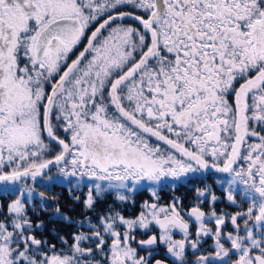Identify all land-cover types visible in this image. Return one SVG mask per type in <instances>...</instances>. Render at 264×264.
I'll list each match as a JSON object with an SVG mask.
<instances>
[{
  "label": "snow or ice",
  "instance_id": "6c2138e0",
  "mask_svg": "<svg viewBox=\"0 0 264 264\" xmlns=\"http://www.w3.org/2000/svg\"><path fill=\"white\" fill-rule=\"evenodd\" d=\"M256 126L264 130V0H0V197H15L0 202V264H165L158 245L173 264H189L186 249L194 264H264ZM52 167L90 182L82 220L55 206V219L77 226L71 243L59 237L67 251L38 239L44 225L28 215ZM212 171L227 174L216 182L238 210L217 214L212 186L194 187L199 203L185 213L194 239L179 199L145 202L135 218L118 208L144 184ZM105 194L114 199L94 223ZM152 225L159 238L137 241ZM205 238L213 250L201 254Z\"/></svg>",
  "mask_w": 264,
  "mask_h": 264
},
{
  "label": "flooded vegetation",
  "instance_id": "af4514ba",
  "mask_svg": "<svg viewBox=\"0 0 264 264\" xmlns=\"http://www.w3.org/2000/svg\"><path fill=\"white\" fill-rule=\"evenodd\" d=\"M219 175L216 176H212L215 177L217 179ZM220 177H225V176H220ZM206 179L208 178L207 176H195L193 178H189L187 180H183L185 183H191L192 179ZM180 182V181H179ZM170 186H172V184H170ZM185 186H188L189 188L191 187L188 184H185ZM201 187H204L205 185L200 184ZM59 192H62L63 188L62 186H58ZM144 190V189H143ZM82 191V190H81ZM80 191V194H81ZM72 194H74L73 196L71 195V193H69V195L71 196L70 199H73V197L75 196H79L80 197V202H77L76 200L73 199L74 205L73 207H70L66 210H64L62 207L60 208V211L62 214L69 216L73 221H78V220H82L83 217V196H81L80 194H78L77 191H72ZM77 194V195H76ZM215 194L220 198L216 204H215V208L217 211V214H220L222 211L225 213H234L235 211H237L238 209L234 206H231L229 204V202L227 201L226 197L222 198L220 196L219 193L215 192ZM149 195V196H147ZM114 196L112 194H108V196H104L103 200L98 202L96 205V212L95 213H90L89 215H91L93 217V222L95 223V216L101 212H103L110 203H112ZM132 200L134 201V203H130L128 205H118V208L123 210V215H125V217L127 218H132L133 215H139L140 211L142 210V205L145 202L148 203H157L160 206H167L170 203L173 202L174 199H179L181 201V204L179 205V207H181L183 209L182 211V215H184V219L185 220H189V217L187 215H185V213L190 210L192 207L196 206L197 203H199L196 200V193L194 190H186V191H175V190H170V191H159V199L156 201L155 199H152L156 202H150L151 201V192H146V193H141V191L131 194ZM238 201V200H237ZM240 201V200H239ZM238 201V202H239ZM200 207L202 208L203 211H205V213H209L210 211V205L207 202V200H205L204 203L200 204ZM242 207L246 208L247 204H244ZM72 208V210H70ZM127 215V216H126ZM34 220V219H33ZM35 221V220H34ZM33 223V221H32ZM190 223V231L192 233V238H195V232H196V224L193 223L191 220H189ZM36 223H33V226H35ZM208 227H211L213 229H215V225L213 223H209ZM76 224L72 223V224H68L65 223L64 225H56L55 229H56V233L54 234V236L52 238H46L44 233H41V230H38L37 232H35V235L37 236L38 239H47L49 241V244H53L56 246L57 251H67L66 247L64 245L61 244L59 237H65L69 240V243H71V235L74 231H76ZM230 228V224L227 223L226 221V225L222 228V231H229ZM84 231H87V229H84ZM41 233V235H40ZM157 235V237L159 238V229L157 226L152 225L150 226V229L147 232H143L139 229L136 230V232L134 233V235L136 236V240H146L149 238V236L151 235ZM173 238L174 239H182V235L179 232H174L173 233ZM226 247H228L229 245H225ZM133 247H138L137 244L135 242H133ZM213 250V240L211 238H205V242L203 243L202 247H200L199 249V253H205V252H211ZM158 251H159V255H157L155 257V259H160L165 261V264H173L171 259H166L165 258V253H166V249L162 246V245H158ZM138 253L139 255H146V253L144 251H141L138 248ZM186 258L189 261V264H194V260H195V256L190 252V250L186 249ZM233 259H235V257H233Z\"/></svg>",
  "mask_w": 264,
  "mask_h": 264
},
{
  "label": "rangeland",
  "instance_id": "374dc122",
  "mask_svg": "<svg viewBox=\"0 0 264 264\" xmlns=\"http://www.w3.org/2000/svg\"><path fill=\"white\" fill-rule=\"evenodd\" d=\"M84 43H86V41L82 42L83 45L81 46L80 50L83 48ZM74 52H76V49L74 50ZM74 58H75V56L73 57V59ZM249 127H250V129L253 127V122L252 121L249 122ZM256 131H258L262 135H264L263 130L259 126H256ZM61 137L64 138V136H61ZM65 140L67 142V139H65ZM152 142L156 143L154 138H153ZM53 147H54L55 153L60 151L59 147H57L55 145H53ZM213 172L214 171H212V173ZM46 173L47 174H46L45 177H38L37 178V181L35 182V193H41V192L44 193L45 203L47 205L48 210L47 211H42L40 209V206H39L40 205V197L36 196L35 193H34L33 204H35V210L33 211L31 206H29L28 215H29L31 221H33V223L37 224V223H41L42 222L44 227L48 226V224H47L48 222H53L55 224V226L56 225H59V226L60 225H64L65 224L64 222H61V221L55 219V211H54L55 206L58 205L59 208L62 207L64 210L68 209L70 204H72V206H73L74 205L73 199H70L71 196H67V195H69V193H71V195L73 196L74 194H72V191H77L78 194H80V191L82 190L80 195L83 196V200H84L85 195H86V193L88 191V188L85 185L90 183V182L87 181V180L79 181V179L76 178V177L65 178L63 176V174H61L59 172V169L56 168V167H52L50 170H46ZM209 173H207V174H209ZM214 174L215 175H219L217 177V179L215 177H213V178L216 179V181L222 178L220 176H225V177H223L224 180L227 179V174L216 173V172H214ZM200 176H204V175H200ZM48 177H51V179H48ZM193 177H195V176H189L187 179L193 178ZM187 179H184V180H187ZM181 181H183V180H181ZM29 183H31V182H29ZM191 183H193V182H191ZM170 184H172V186H174V187H177L179 185V181L165 180L159 186H156V185H151L150 186L148 184H144L141 188L138 189L137 192H139V191H141V193L151 192L149 190L150 187H155L156 192H157V196H158V199H159V191L162 190L165 187H169ZM60 185L63 188L62 190H63L64 196H63V193L62 194H58L59 193V189H55L54 188V190H53V187H57L58 188V186H60ZM217 185L220 188L221 187L225 188V189L227 188V184L226 183H224V184L217 183ZM69 189H72V191L70 192ZM137 192H135V193H137ZM132 194H134V193H132ZM93 195H95V193H93ZM104 196H108V194H105ZM147 196H149V195H147ZM67 197H69V198H67ZM12 198L14 199L15 197L13 196ZM152 199H155L156 201L158 200L156 197H153L152 194H151V201L150 202H156V201H154ZM7 200H8L7 198H4L3 202H5V201L7 202ZM237 200L238 201L240 200L239 196H237ZM243 205L244 204H242V206ZM70 210H72V208ZM39 215H40V217H39ZM136 216H138V213L135 216L133 215L132 218H135ZM3 218H4L3 216H0V219H3ZM239 222L240 221H238V223ZM44 227H43V230H41L42 231L41 233H44ZM50 230H52V231L49 232V234H51V238H52L53 234L56 232V229L52 225ZM53 230H54V232H53ZM231 231H232V227L230 225L229 232H231ZM41 233H40V235H41Z\"/></svg>",
  "mask_w": 264,
  "mask_h": 264
},
{
  "label": "trees",
  "instance_id": "16d2710c",
  "mask_svg": "<svg viewBox=\"0 0 264 264\" xmlns=\"http://www.w3.org/2000/svg\"><path fill=\"white\" fill-rule=\"evenodd\" d=\"M124 10L128 11L129 9H124ZM82 45L83 44L81 43V45H79L78 48L76 49V52L71 54V58L72 59H73L74 56H76L78 54V52L80 51V48H81ZM229 100L231 102V98H229ZM263 133H264V130H263ZM60 135L64 136L65 139H68V137L66 135H64L63 133H61ZM53 149H54V147H53ZM54 153H55V150L53 151V153L51 155H54ZM51 155L48 158H51ZM204 176H207L208 178H206V179L195 178V179L190 180L193 183H185L184 181H180L179 185L177 187H174V186L165 187V188L162 189V191H170V190H175V191H186L187 190L188 191V190H193L194 187L203 188V187L200 186V184H202V185L208 184V185L212 186V190L214 192L219 193L222 198H225L226 197V189L222 188V187L220 188L217 185L216 179L212 177V176H216L214 174V172L213 173L210 172L209 174H205ZM185 184H188L191 187L189 188L188 186H185ZM54 188L58 189L57 187H53V190H54ZM62 193H63V191L59 192L58 194H62ZM63 196H64V193H63ZM67 196H70V195H67ZM12 197H7V199L8 200L13 199ZM4 198L5 197H0V202H3ZM67 198H69V197H67ZM5 203H6V201H5ZM70 207H73L72 204H70L69 208ZM39 217H40V215H39ZM47 224H48V226H45L46 228L44 227V234H45L46 238H51V234H49V232L52 231L50 229H51L52 225L55 227V224L53 222H48ZM53 232H54V230H53ZM53 236H54V234H53Z\"/></svg>",
  "mask_w": 264,
  "mask_h": 264
}]
</instances>
